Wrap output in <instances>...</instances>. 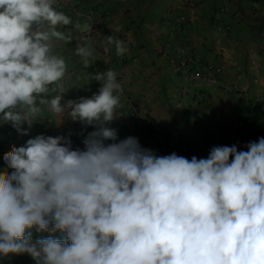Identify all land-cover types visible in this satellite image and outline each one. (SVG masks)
Instances as JSON below:
<instances>
[{
  "label": "clouds",
  "instance_id": "1",
  "mask_svg": "<svg viewBox=\"0 0 264 264\" xmlns=\"http://www.w3.org/2000/svg\"><path fill=\"white\" fill-rule=\"evenodd\" d=\"M55 5L0 0V124L27 135L47 105L57 125L67 116L96 130L83 150L40 134L4 158L13 171L0 179V256L27 254L36 264H264V137L246 151L223 145L190 160L157 156L131 136L106 144L117 139L106 125L122 85L108 68L92 75L102 85L97 93L62 103L67 64L54 40L74 39L57 29L73 20ZM104 42L115 43L117 55L128 51L115 36ZM76 53L87 65L91 51L78 44ZM34 227L50 234L34 240ZM58 231L63 238L51 235Z\"/></svg>",
  "mask_w": 264,
  "mask_h": 264
},
{
  "label": "crops",
  "instance_id": "2",
  "mask_svg": "<svg viewBox=\"0 0 264 264\" xmlns=\"http://www.w3.org/2000/svg\"><path fill=\"white\" fill-rule=\"evenodd\" d=\"M58 11L73 23L57 29L74 38L54 40V51L67 64L62 103L97 93L102 85L92 75L108 68L122 85L116 117L106 125L117 139L106 144L131 136L157 156L176 153L190 160L207 158L223 145L246 151L264 137V0H71ZM86 25L90 32L81 30ZM110 35L125 42V54L104 42ZM78 44L91 51L87 65L76 53ZM190 57L201 62L189 68L200 73L197 80L184 79L173 63ZM211 68L219 70L213 79L207 76ZM40 108L27 135L0 124L5 156L40 134L64 136L72 149L85 148L79 141L93 126L67 116L57 125V115L47 105ZM11 171L4 163L0 179ZM31 231L34 240L50 234ZM0 264L36 262L27 254H9L0 256Z\"/></svg>",
  "mask_w": 264,
  "mask_h": 264
},
{
  "label": "built area",
  "instance_id": "3",
  "mask_svg": "<svg viewBox=\"0 0 264 264\" xmlns=\"http://www.w3.org/2000/svg\"><path fill=\"white\" fill-rule=\"evenodd\" d=\"M71 0H56V9L59 10V8L61 7L62 4L65 3H70ZM182 21V19L180 20ZM174 64L179 63V65L177 66L178 72L180 73V75L184 78V79H191V80H197L200 78V73L199 72H195L194 74L190 72V67H194V66H199L201 64V62L194 58V57H190V58H185V59H175L173 61ZM219 70L218 69H210L208 72V77L213 79L217 74H218ZM84 140H80V144L84 145L83 143ZM85 146V145H84ZM5 152L4 151H0V169L2 167V165H4V158H5Z\"/></svg>",
  "mask_w": 264,
  "mask_h": 264
}]
</instances>
